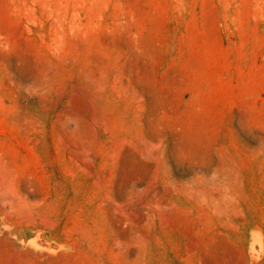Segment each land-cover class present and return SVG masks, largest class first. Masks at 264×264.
Masks as SVG:
<instances>
[{
    "label": "rangeland",
    "instance_id": "1",
    "mask_svg": "<svg viewBox=\"0 0 264 264\" xmlns=\"http://www.w3.org/2000/svg\"><path fill=\"white\" fill-rule=\"evenodd\" d=\"M0 264H264V0H0Z\"/></svg>",
    "mask_w": 264,
    "mask_h": 264
},
{
    "label": "bare ground",
    "instance_id": "2",
    "mask_svg": "<svg viewBox=\"0 0 264 264\" xmlns=\"http://www.w3.org/2000/svg\"><path fill=\"white\" fill-rule=\"evenodd\" d=\"M227 177V176H226ZM235 180V179H234ZM232 183H234V182H232Z\"/></svg>",
    "mask_w": 264,
    "mask_h": 264
}]
</instances>
